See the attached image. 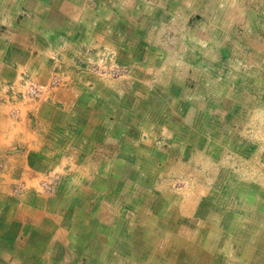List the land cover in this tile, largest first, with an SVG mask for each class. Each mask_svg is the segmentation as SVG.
<instances>
[{
    "label": "crops",
    "instance_id": "crops-1",
    "mask_svg": "<svg viewBox=\"0 0 264 264\" xmlns=\"http://www.w3.org/2000/svg\"><path fill=\"white\" fill-rule=\"evenodd\" d=\"M263 98L264 0H0V264H264L207 236Z\"/></svg>",
    "mask_w": 264,
    "mask_h": 264
},
{
    "label": "rangeland",
    "instance_id": "rangeland-1",
    "mask_svg": "<svg viewBox=\"0 0 264 264\" xmlns=\"http://www.w3.org/2000/svg\"><path fill=\"white\" fill-rule=\"evenodd\" d=\"M242 114H244V149L240 148V142L234 144L231 149L234 154H231L232 161L230 162V164H232V170L239 176L242 175L244 178L243 180L233 181L231 185L233 191L232 196L233 199H237L238 210L234 212H226L221 215V217L224 218L225 223H228L229 221V227H218L214 233L212 229H210V232L208 230V237H211L212 239H221L217 243L212 240V244L210 245L211 252L218 251V253H223L226 251L225 249L228 247L227 244H231L232 240L229 233L230 230L233 232L235 231L238 236L239 232H243L244 235V231L247 232L250 230L252 225L257 227L256 229H264V98L260 101L244 99ZM236 151L238 154L244 152V155H242L244 160L236 156ZM49 182L53 183L52 191H54L58 184V180L49 177L43 178L39 181V190L41 192L51 193L47 191L48 188L45 186V184ZM173 184L175 187H185L184 185H180V183L176 184L174 182ZM241 186L244 188V198L237 196V190L239 192ZM14 189H25L24 183L16 185ZM218 191L219 190H217V192ZM241 199H243V203H241ZM231 219L234 221V224L232 223V225L230 223ZM186 231L190 232L192 236H197V234L202 236L203 233H205V230L202 229H191ZM240 237L241 235L232 241L239 242L244 240V237ZM262 250L264 251V246H262ZM170 251L172 252V250ZM224 263V261L217 260V264ZM231 263L251 264L252 262L233 259L232 262H228L227 264Z\"/></svg>",
    "mask_w": 264,
    "mask_h": 264
},
{
    "label": "built area",
    "instance_id": "built-area-1",
    "mask_svg": "<svg viewBox=\"0 0 264 264\" xmlns=\"http://www.w3.org/2000/svg\"><path fill=\"white\" fill-rule=\"evenodd\" d=\"M41 89H44V86H40V88H32V89H31V93H32V94H36V93H37L39 90H41ZM52 184H53V183H51V182L45 184V186L48 188V189H47L48 192H52V190H53V189H52V188H53V187H52Z\"/></svg>",
    "mask_w": 264,
    "mask_h": 264
},
{
    "label": "bare ground",
    "instance_id": "bare-ground-1",
    "mask_svg": "<svg viewBox=\"0 0 264 264\" xmlns=\"http://www.w3.org/2000/svg\"><path fill=\"white\" fill-rule=\"evenodd\" d=\"M257 214V213H256ZM252 234V233H251ZM248 235V234H247ZM248 237V236H247ZM200 239H201V237H200ZM209 239V238H208ZM211 239V238H210ZM264 239V238H263ZM192 240V239H191ZM251 240V239H250ZM247 241V240H246ZM245 241V242H246ZM248 241H249V239H248ZM197 242V241H196ZM207 242V241H206ZM251 244H253V243H251ZM255 244V243H254ZM217 245V244H216ZM249 246V245H248ZM258 246V245H257ZM249 248V247H248ZM255 248V247H254ZM260 248V247H259ZM169 254V253H168ZM195 254V253H194ZM171 255V254H170ZM226 255V254H225ZM181 256V255H180ZM237 256V255H236ZM254 258V257H253ZM192 259V258H191ZM172 262H173V260H171Z\"/></svg>",
    "mask_w": 264,
    "mask_h": 264
}]
</instances>
